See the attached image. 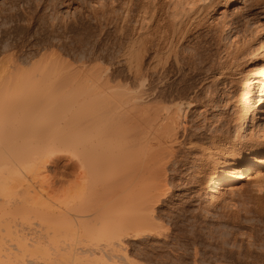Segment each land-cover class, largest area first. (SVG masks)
I'll return each instance as SVG.
<instances>
[{
    "label": "bare ground",
    "instance_id": "6f19581e",
    "mask_svg": "<svg viewBox=\"0 0 264 264\" xmlns=\"http://www.w3.org/2000/svg\"><path fill=\"white\" fill-rule=\"evenodd\" d=\"M243 1V5H240L242 0H111L107 12H94L96 21L108 28H106L108 30L106 32L109 35L111 46L110 77L117 84L116 88H111L113 93L110 91L112 93L110 95L100 91L101 88L98 90L94 87L97 91L88 92L89 95H86L88 98L82 97L85 102L87 99H91L86 102L87 106L83 104L82 113L76 115L79 116L77 119L79 132H62L61 136H58L59 134L56 135L57 137L54 136L55 140L48 139L45 135L48 139V142L45 141L46 143L56 141L60 137L61 141L57 140L56 143L57 145L60 143L62 149L65 148V151L69 150V152L74 149L79 151L82 166L93 162L89 170L90 175L93 172L102 171L101 169L106 170L108 164V167L110 166L112 169L110 172L113 174L112 220L110 221L112 229L109 236L111 248L105 247L110 249L109 253L105 250L91 252L89 256L94 258L91 261L93 264H107L105 260L107 256L114 263L117 259L123 258L126 264H137L136 260L131 261L133 254L130 255L131 251H134V246L138 244L137 242L157 240L161 249H164L172 247L174 243L189 247L212 243L213 239L223 240L224 237L228 238L226 242L230 244V248L238 244L243 250L239 252L238 248V251L231 249L226 251L227 249L225 250L221 246V252L218 253L219 255H215L214 260L232 264H255V262L264 264V254L255 255V249L263 247L262 243L264 242L262 241L264 240V230H262L264 229V22L260 19L261 13H264V0ZM258 9L261 10L256 12ZM122 70L127 73L126 76L120 74ZM186 72L191 77L194 74L204 75L205 81L212 78L213 82H219V84L228 80L232 85L234 91L221 97L223 93L220 89L218 93L216 92L218 86L214 83L216 89L210 98V104L219 101L226 102L217 108V112L228 114L229 120L225 126L221 127L220 125L214 130L209 129L208 132H189L188 125L184 122L187 121L188 114L192 115L197 106L196 101L199 100L196 97L191 102H185L182 98L177 99L179 101H176L175 105L173 104L174 108H171L170 105L155 107L159 108V112L162 110V121L158 120L160 122L158 128L161 130L154 129L151 125V129L155 132L152 130L137 132L134 129L136 132H120L119 128L114 127L115 124L118 126L123 124L121 122L127 119L134 120L130 117L132 115L130 111L129 115L117 113V109L119 110L121 107L118 108V103H128L132 108H135L137 105L148 104L154 97L166 100L167 93L173 95L175 92L180 94L184 90L195 89V87H191L193 86L191 82L187 88L182 89L184 80L183 82L180 80ZM154 77L160 79L161 83L166 82L170 88H167L169 91H149L152 90L150 89L152 88L151 80ZM199 78L201 79V77ZM190 79L192 80V78ZM102 84L105 83L102 82ZM102 84L99 86L103 87ZM84 101L83 103H85ZM228 108L231 109L230 113H227ZM139 109L141 108L139 107ZM146 113L144 118L147 117L148 121L150 118L148 114L152 113V111L149 112V107L146 108ZM146 120L142 119L144 122ZM126 123L128 122L126 121ZM149 124L148 122L147 125ZM227 125H233L234 132L228 131L225 128H229ZM137 128L141 130L138 126L135 129ZM41 133L45 134L46 132H0V195L4 194V197H9V201L10 197L15 194L11 195V190L15 189L13 187H17L15 190L18 189V186L21 187L16 183L25 182V180L24 182L18 181L22 180L21 174L17 175V173H21L18 172L19 167L12 166H21L24 163L25 166L31 167L32 160L38 158L36 154H39L38 151H40L38 150L40 147L33 144L35 141L25 140L27 138L25 135L28 137L34 135L33 139H37L39 135L37 142H41L44 140L41 139L44 136ZM52 134H50V138L53 137ZM35 135L37 136L35 137ZM20 139L24 143H20ZM174 147H177V150ZM181 152L185 155L182 154L184 155L182 160H177ZM9 158L11 164L5 161ZM173 158L176 159L175 163L174 160L172 161ZM24 161H28V165ZM94 161H96V165H94ZM18 162L21 164L18 165ZM177 163L179 166L176 165ZM35 167L37 168V165ZM32 171L35 170L32 169ZM39 172L41 171L39 170ZM168 172L174 173V180L168 181V178L165 180ZM93 178L90 179L94 180ZM9 179L15 183H10L14 185L11 190L7 183ZM167 182H171L175 190L180 185L179 183L184 182L187 192H194L197 199L185 197L187 200L178 203L173 208L171 204H164L162 197L169 195ZM26 191L23 193L27 196L22 195L24 198L30 196ZM80 193L82 192L80 191ZM33 194L36 196L35 193ZM14 197L19 196L15 195ZM29 199H31L29 203L35 202L29 208L37 205L39 216L45 221L47 212H51L49 208L46 209L50 206L49 203H45L48 200H41L37 196H31ZM196 202L200 203L196 205ZM23 207L26 210L28 208ZM52 208L54 206H51ZM54 209L57 211L56 208ZM7 212L15 213L11 210ZM68 213L70 211H66L62 215L65 214L67 217ZM54 214L56 215V213ZM54 214L52 215L55 216ZM68 219L75 222V218L67 217V221ZM170 219L177 220L179 224L192 225L193 229L191 231L187 229V225L176 224L173 231L171 230L169 233L170 229L165 227L164 223L169 222ZM69 222L71 221L66 223ZM77 222L79 221L76 220L75 225L82 223ZM104 222L107 224V221ZM87 223L89 224L83 223L80 227L73 228L67 225L64 230H68L69 236L78 238L81 235L82 227L88 230L89 225H96L94 222ZM101 223L100 225H103ZM6 227L5 223L4 228ZM1 232L0 229V248L3 247L1 246ZM22 233L20 237L18 233V237L13 238L17 240L19 238L18 242L22 244L19 246L25 247L27 237H23ZM34 235L36 236V234ZM64 235L66 237L68 234L64 233ZM43 238L40 237L37 241H34V238L31 239L34 241L32 247L41 250L46 248L47 242H43L45 240ZM78 239L75 240L79 241ZM258 241L261 245L256 248L255 245ZM214 242L216 243V241ZM1 250L2 248L0 254L3 256L4 253H1ZM139 252L141 253V251ZM145 255L151 258L148 253ZM186 257L189 256L186 255ZM194 257L192 263L198 264L200 260H197L198 253H195ZM18 259L21 261L23 257L19 256L15 260ZM16 261L15 264L23 263V260L22 263ZM118 261L120 262V260ZM0 262L3 263L2 259ZM11 263L13 264V261ZM200 263L210 264L211 262L201 261Z\"/></svg>",
    "mask_w": 264,
    "mask_h": 264
},
{
    "label": "rangeland",
    "instance_id": "374dc122",
    "mask_svg": "<svg viewBox=\"0 0 264 264\" xmlns=\"http://www.w3.org/2000/svg\"><path fill=\"white\" fill-rule=\"evenodd\" d=\"M110 3L111 0H0V132H46L45 134L41 133L42 135H44H41V139L44 140L39 139L41 140V142H37L39 135L37 139H33L34 135L31 137L25 135L27 137L25 140L29 142H36H34L33 144H36V146L38 145L37 147H40L38 150H40L41 153L40 151H38L39 154H36L38 158L32 160L33 163L30 164L31 167L28 165L31 160L30 158L28 159L29 162L24 161L28 166H25L26 164L24 163V165L22 164L21 166L11 165L14 168L19 167L18 172L20 171L21 173H17V175L21 174L20 176L22 177H19L22 178V180L19 179L18 181L24 182L25 180V182L22 184L21 182L16 183L17 185H21V187L18 186L17 190H15L17 187H13L15 188V191H12L11 187L15 183H13V181H10L9 179V181L7 182L8 188H10L11 190V195H13L14 193L15 194L13 195V197L11 195H8L11 196L10 201L9 197H4V194L0 195V229L2 230L1 246H3L1 248L2 250H4L3 252L1 250V253H4V255L2 256V254H0V258L3 262H0L1 264H12V261L13 264H15V259L19 256H22L23 259H21V261L20 259H18V262H16L22 263L23 260L22 264H93V262L91 261L94 260V258L89 256L91 252H97V250H105L108 253L110 252V249L106 248H111V246H109V236L112 229V223L110 222L112 220L111 206L113 197L111 191L113 174L110 173L112 172V169H110V166L108 167L109 164L107 163L108 165L105 168L106 170L101 169L102 171H98V173L93 172L90 175L89 170L91 169V165H93V162L89 164L86 163L85 166H82L79 151H77L76 149H74L76 151H65L64 146V149H62V146L59 145L60 143H58L57 145L56 142L57 140H60V137L57 138L56 141H53L54 145L53 142L46 143L48 142V139H54V136H56L57 134H59L58 136H61V134H63L64 132L80 131L79 129H77L79 128V121H77L79 116L76 115L82 113L81 111L83 108V104H86V102L91 99L89 98L86 100V98H88L86 95H89L88 92L91 91V93H94L95 88L98 90H100L101 88L100 91H104L111 95L113 93L112 90L116 88L117 84L114 83L110 77L111 46L109 35L106 32L108 31V28L101 25L94 18L95 11L97 13L107 12L110 7ZM242 3H244L243 0L240 5H243ZM261 9H258L256 12H259ZM260 19L262 22H264V13H261ZM107 73H109L110 75ZM187 73L188 72L184 73V76H182L180 80V82H183L184 80V84L181 83L183 84L182 89L187 88L189 82L193 84V86L191 87H195V89H189L187 91L184 90L180 94H178L177 92H175L173 95L167 93L166 100L161 97H154L150 102H148V104H144V107L137 105V108H132L130 105H128V103H118V108L119 106L121 107L119 110L117 109V113L122 115H129L128 112L130 111V114H132L130 117L134 118V120H132L131 118L127 119L121 122L124 125L120 124L118 126L115 124L114 127L117 129L119 128L120 132H143L147 130L151 131V125L154 127V129H159V121H162L163 114H161L162 110L159 112V108L155 107H168L170 105L171 108H174L173 106L179 101L177 99L182 98L185 102H191L196 97V99L199 100L196 101L197 106L194 108L193 114H188V119L186 122H184L186 125H188L189 132H208L209 129L214 130L220 125L221 127L225 126L227 124L226 122L229 120L228 114L217 112V108L218 106L220 107L226 102L219 101L210 104V98L212 96V93L216 89V86H218L216 92L218 93L220 89L221 93H223V96L221 97H224V95H229L234 91L232 85H230L228 80H226L225 82L223 81V84H219V82H213L214 80L210 78L206 80V82L204 75L194 74L191 77L188 76ZM120 74L122 76L127 75V73L123 70L120 72ZM199 77H201V79H203L204 81ZM190 78H192V80ZM151 81L152 88L150 89L152 90L149 91L156 90L157 92H162L169 91L170 89L167 86L166 82L161 83V80L157 79L156 77H154ZM85 82L86 84H84ZM102 82H104L106 85L102 84ZM214 83H216V86L214 85ZM101 84L103 85V87H106L102 89L103 87L99 86ZM155 84L157 87L155 86ZM160 84H162L163 86ZM84 85L86 86L84 87ZM110 91H112V93ZM121 91L124 90L121 89ZM83 96H86V98L84 97L86 102L82 99ZM83 101L85 103H83ZM157 101L159 102L157 103ZM78 104H80L81 106H78ZM212 106H214L216 109ZM139 107L141 109H139ZM147 107H149V112L152 111V113L148 114L150 116L148 121L146 120L148 119L147 117L144 118ZM129 108H131V110L135 109L137 114L134 113L135 110H133V112L129 110ZM230 111L231 109L228 108L227 113H230ZM142 119L146 121L144 122L142 121ZM126 121L130 123L128 124L126 123ZM155 121H157L158 123H155ZM148 122L150 123L149 125H147ZM113 123H115V121H113ZM140 123L144 124L141 125ZM145 124L147 126H144ZM137 126L141 130H139L138 128L135 129ZM144 127L148 128L143 129ZM228 127L229 128H225L230 132H234L233 125H229ZM133 129L136 131H134ZM152 132L155 131L152 130ZM179 132L182 131L179 130ZM50 134H52V138L49 137ZM45 135H47L48 139L47 137H45ZM36 136L37 135H35V137ZM22 140L24 139L22 138ZM21 142L24 143L20 139V143ZM174 148L175 150H177V147ZM182 154L185 155V153L181 152L177 160L183 159L182 157H184V155ZM9 160L11 159L9 158L5 161L11 164ZM172 161L175 163L176 159L173 158ZM94 163V165H96V161H94ZM20 164L21 163H19L18 165ZM36 165L37 168L35 167ZM176 165L179 166V163H177ZM32 169H34L35 171L33 172ZM108 169H110L111 171ZM39 170L41 172H39ZM171 173L172 172L167 173V177L165 178V180L167 178L168 181L174 180V173ZM41 174L43 175V177ZM77 176L80 177L78 178ZM90 178H93L94 180ZM170 183L167 182V184H169L167 186L169 195L162 197V201L164 204H171V207L173 208L176 207L178 203L180 204L181 202L187 200L185 197H188V199H197V196L194 192H187V189L184 186V182L182 184L179 183L180 185L176 190L173 188L174 185ZM23 186L26 189H24ZM81 186L82 188H80ZM25 190H27L26 192L30 194V196L25 197L26 200L24 196L27 195H24L23 193L25 192ZM80 191L82 193H80ZM33 193L36 194L37 198H41V200H48L45 203H49L50 206L46 207V209L49 208L51 212H47L45 221L40 218V213L36 209L37 205H35L36 207L29 208L32 206V204L35 203H29L31 202V199H29L31 198V196L36 197ZM15 195H18L19 197H14ZM3 197L4 199H2ZM5 198L7 199L5 200ZM3 201H9L12 204L10 203V205L7 204L9 202L4 203ZM3 203L6 205H4ZM199 203L200 202H196L195 204L197 205ZM23 206H26L29 209L27 208L26 210V208ZM51 206H54L57 211L54 208L52 209H54L55 211L52 210ZM9 210L17 214L7 212ZM32 210L34 211L32 212ZM65 210L70 211L67 217H72L73 219L75 218V222L76 220L79 221L77 223L82 222L81 224H89L87 222H94L96 223V225H89V228L86 226L88 230L84 229L82 225V230L80 233L81 235L78 236L79 239L76 238L77 236L73 238L72 236H69L70 233L67 232L68 230L66 229L65 231L64 228H66L67 225L72 228L76 226L80 227L81 224L75 225L76 223H73V220L69 219L68 221H71L73 225L71 226V222L67 224V217H65V214L62 215L64 212H66ZM52 212L56 213V215ZM52 214H54L55 216H53ZM8 218L11 220L9 221ZM78 218L82 220H79ZM101 221H103V223H101ZM104 221H107V224L109 225L105 224ZM5 223L7 224L6 228H4ZM100 223L103 225H100ZM1 224H3L4 226ZM58 224H60L61 226H59ZM176 224L179 223L175 219H170L169 222L164 223L165 227H168L170 229L169 233H171V230L173 231V228ZM179 225L184 226L187 224L182 223ZM187 229L192 231V225H187ZM15 232L17 236L15 235ZM18 233L19 237L21 233L23 237H27V240L25 241V244L27 243L25 245L26 248L23 246V248L20 247L22 244L18 242V240H20L19 238L18 240L15 239L18 237ZM33 233L36 234V236ZM64 233L68 235L64 237ZM38 235L39 237H37ZM88 236L91 240L88 239ZM40 237L45 239L43 242H47L46 248H43L42 250L32 247L34 245V241H37V239ZM4 238H6L7 240ZM31 239H33L34 241ZM75 239H78L79 241ZM227 239V237H224L223 240L213 239L212 243L191 245L192 247H186L184 245L180 246L174 243L173 246L171 245L172 247H165L164 249H161V245L157 240L137 242L138 244L134 246V251H131L130 253V255L133 254L131 255L132 260H130H136L135 262H137V264H193L192 260L195 259V253H198L197 260L200 259L198 264H203L200 263L201 261L211 262L210 264H232L231 262H219L213 259L216 254L221 252V246H223L225 250L227 249L226 251H228L229 249H231L232 251H238L239 248V252H242L243 248H241L238 244L233 245L230 248V244L226 242ZM92 240H94L95 242ZM214 241H216L217 244ZM260 245V241H258L255 247H259ZM262 245L264 247V242L262 243ZM263 247L260 246L259 249L257 248L258 252H256L257 249H255V255L264 254ZM260 250H262V252H260ZM136 251H141V253H136ZM48 253L49 255H47ZM147 253L151 258L146 257L145 254ZM95 254L98 255V253ZM186 255L189 257H186ZM204 255L206 256L204 257ZM55 260L57 261L55 262ZM105 260L107 261V264H126L123 258L117 260L115 259L116 263H114V261L108 256L105 258ZM118 260H120V262ZM255 264L261 263L255 262Z\"/></svg>",
    "mask_w": 264,
    "mask_h": 264
}]
</instances>
